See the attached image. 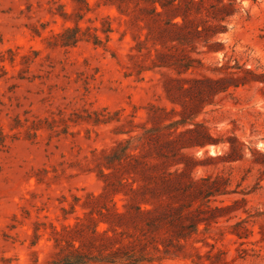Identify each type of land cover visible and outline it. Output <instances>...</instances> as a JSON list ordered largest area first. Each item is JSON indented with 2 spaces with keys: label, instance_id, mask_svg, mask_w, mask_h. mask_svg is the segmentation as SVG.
Returning <instances> with one entry per match:
<instances>
[{
  "label": "rangeland",
  "instance_id": "rangeland-1",
  "mask_svg": "<svg viewBox=\"0 0 264 264\" xmlns=\"http://www.w3.org/2000/svg\"><path fill=\"white\" fill-rule=\"evenodd\" d=\"M145 6L0 0V264H53L73 248L94 260L132 249L138 264H264V0H238L227 31L207 42L171 39L165 29H177ZM188 56L194 68L183 72ZM237 66L247 84L213 97L196 118L219 143L165 147L177 138L164 126L183 108L169 99L164 74L216 79ZM178 86L170 88L190 101ZM127 147L140 155L137 170L130 156L119 158ZM143 168L158 183L210 179L211 206L221 210L202 212L200 232L180 242L166 221L123 223L116 213L126 211L128 183L146 184ZM171 196H140L129 212L184 202ZM192 204L196 213L200 201Z\"/></svg>",
  "mask_w": 264,
  "mask_h": 264
},
{
  "label": "trees",
  "instance_id": "trees-1",
  "mask_svg": "<svg viewBox=\"0 0 264 264\" xmlns=\"http://www.w3.org/2000/svg\"><path fill=\"white\" fill-rule=\"evenodd\" d=\"M144 1L147 3V6L141 7V10L145 12L148 17L164 18L167 24L177 29V34H174L168 28L165 29L173 40L185 39L186 41H192L194 36H204L207 42V40L215 38L220 33L227 31L226 23L230 18L240 12L238 0ZM179 18L181 21H176ZM188 29H190V31H188ZM187 60L188 62L186 64H179L183 72H188L190 69L194 68L195 60L189 56ZM199 63H201L200 60ZM173 65L174 64H156V66L159 67H172ZM225 68L226 67L223 65L213 71H223ZM178 73L180 74L182 71L178 70ZM241 73L245 75H241ZM246 74L247 69L242 66L234 67V71L229 72L226 77L216 79L211 77H206L203 80L175 79L164 74L167 81L166 91L169 99L173 103L180 104L183 108L180 112H176L173 108L172 111L179 114L181 118L173 120L164 126V129L174 134L177 138L169 140L165 144V147L172 149L178 145L180 149H188L218 144L219 142L212 137L205 124L197 122L196 118H198L207 105L213 103V97L227 92L230 87L238 88L239 86L247 84ZM174 82L179 84L178 89H180L182 93L187 94L190 101H183L172 90V87L170 88V85ZM183 82L189 83L191 86L186 88L182 85ZM188 124H192L194 127L186 128L181 132L178 131L181 127H186ZM136 138L139 139L140 136L131 137L127 142L130 143L132 139ZM127 149L128 147L119 158L130 156L136 162V164L130 165L137 170L136 168L142 163L140 155L129 154ZM158 153L163 154L161 149H158ZM176 163H185L186 166L188 165L184 160H179ZM142 174L147 178L146 184L134 187L132 183H128L129 191L132 193V196L127 198V202L123 205L126 211L116 213L123 223L133 222L137 219L143 220L147 217L150 226L157 227L159 221H166L172 226L175 239L180 242V239H186L189 235L198 234L200 232V224L206 221L204 218H200L202 212L215 217L217 210H221L218 207L213 208L211 206L212 198L217 195V191L211 188L214 183L210 181V179L203 181L204 183H199V181H194L192 179L190 184L185 185L180 181H175L168 177H162L160 180L161 183H158L154 178L146 174L144 168ZM181 174H187V169H184ZM170 194L172 198L183 200L184 202L176 208L168 205L167 208L161 209L158 207L142 208L140 204H137V206H134L136 207V214L132 215V213L129 212V207H133L131 203H138V197L140 196V199L145 203H153L154 199ZM194 201H200V206L195 209L196 213L191 210ZM187 221H190V225H187ZM104 232H107V230ZM136 242L144 248L147 246V242L141 238H138ZM136 242H130L127 246L129 248H135ZM179 247H181V245ZM133 251L134 250L129 249V252H126L124 249L115 248L108 256H103L101 260H94L81 248H73L71 252L64 254L53 264H98L101 262L108 264H138L143 261L140 260L141 256Z\"/></svg>",
  "mask_w": 264,
  "mask_h": 264
}]
</instances>
